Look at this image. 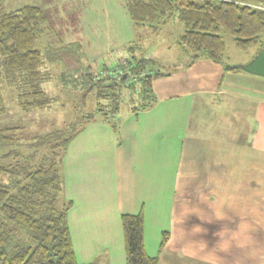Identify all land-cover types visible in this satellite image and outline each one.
I'll return each instance as SVG.
<instances>
[{
    "label": "crops",
    "instance_id": "0c3cea01",
    "mask_svg": "<svg viewBox=\"0 0 264 264\" xmlns=\"http://www.w3.org/2000/svg\"><path fill=\"white\" fill-rule=\"evenodd\" d=\"M159 54L157 50L150 58L154 61ZM179 57L172 72L154 67L162 73L153 80L157 102L145 111L132 110L133 117L122 124L120 143L115 134L102 135L104 129L96 127L95 133L84 131L72 143L78 161L92 155L99 161L97 169L113 187L116 210L113 218L95 220L99 235L92 240L99 249L82 241L77 247L72 236L81 264L92 263L97 251L110 252L108 259L125 251L120 217L141 211L145 250L158 264L171 248L168 254L178 264L188 259L196 264H254L264 257V245H255L264 237V192L256 187L264 181V77L225 71L222 64L202 58L185 67ZM235 162L238 169L230 165ZM182 194L192 203L204 194L206 202L199 208L189 199L182 201ZM186 213L193 217L185 218ZM112 223L118 247L116 240L106 246L98 241L111 234ZM164 233L169 240L161 246ZM179 235L185 240L177 243ZM84 250L90 251L85 263L79 260Z\"/></svg>",
    "mask_w": 264,
    "mask_h": 264
},
{
    "label": "trees",
    "instance_id": "16d2710c",
    "mask_svg": "<svg viewBox=\"0 0 264 264\" xmlns=\"http://www.w3.org/2000/svg\"><path fill=\"white\" fill-rule=\"evenodd\" d=\"M124 1L135 28L156 24L158 27L151 29L157 30L177 16L184 27L177 44L187 58L185 67L202 58L222 64L225 71L241 70L223 61L222 34L233 37L241 51L255 49V55L264 46V0ZM46 20L38 6L26 5L8 12L1 11L0 6V113L4 111L2 88L14 91L23 111L48 109L55 101L43 86L51 78V71L44 68V55L37 48ZM130 50L133 52V47ZM132 59L127 65H117L116 72L102 71V77L82 66L74 71L68 68L72 76L66 82L78 83L75 89L79 103L75 107L79 121L88 122L89 114L80 112L91 98L96 102L95 113L116 116L125 87L131 90L127 93L131 99L143 101L132 107L133 112L156 104L153 80L162 73L151 68L152 59L143 55ZM108 99L113 100L112 109L102 104L101 100ZM84 127L70 133L69 138H59L61 131L36 137L30 145L34 150L31 155L19 149L20 128L0 127V264H81L69 226L73 202L59 206L63 175L56 147L63 146L66 153ZM120 220L126 264H158V258L150 257L145 250L143 212L124 214ZM168 240V233H164L161 246Z\"/></svg>",
    "mask_w": 264,
    "mask_h": 264
},
{
    "label": "rangeland",
    "instance_id": "374dc122",
    "mask_svg": "<svg viewBox=\"0 0 264 264\" xmlns=\"http://www.w3.org/2000/svg\"><path fill=\"white\" fill-rule=\"evenodd\" d=\"M26 5L41 7L47 17L44 30L37 42V48L44 55V68L51 71V78L43 86L47 92L55 97V101L48 109L23 111L18 106L14 91L11 88H2L4 111L0 113V127L20 128L19 137L22 145L19 149L25 155L34 154V150L30 145L36 137L61 131L59 138L63 136L69 138L70 133L77 132L81 126H85L83 132L92 131L89 135L95 133L94 127L104 129L101 132L102 135L103 133L105 135L115 134L120 143L124 120L130 119L129 116L133 117L131 115L132 107L143 102L142 100L131 99L127 93L132 92L125 87L123 98L119 100V112L116 116L111 117L109 112L107 116H104L103 112L95 113L96 102L91 98L88 106L85 109L82 108L80 112L82 115L89 114L88 122L79 121L78 108L75 107L76 103H79V95L77 89H75L78 83L66 82L72 76V74L67 73L68 68L74 71L78 69V66H82L85 71L88 70L93 75L102 77V71L116 72L119 70L117 65L121 63L127 65L128 61H133L132 56L140 57L143 55L146 58L153 59L150 57L157 50L160 54L151 63V68L158 67L159 64L161 66L160 71L172 72L181 62L179 54L184 60L183 65L187 61L183 51L177 44L184 27L176 15L167 22L166 26L152 30L151 28L158 27V25L154 24L151 27L142 26L140 28L133 26L124 0H0L1 11L4 12L17 10ZM222 38L225 44L223 61L228 65L242 66L255 53V49L249 51L239 50L233 37L227 34H222ZM131 47L134 49L133 52L130 50ZM64 54L68 55L70 60ZM0 58H2L1 55ZM164 60L170 62L171 65L165 64ZM125 82L127 81L122 83ZM101 101H103L104 107L112 109L113 100ZM106 121L109 124L105 123ZM131 123L134 124V122ZM251 130V128L247 130V135L244 136L245 140L248 139L247 136ZM230 132L233 133L232 130ZM241 138L237 137L235 140ZM72 143H74V140L68 146L66 153L63 146L56 147L58 157L60 161L62 160L63 175V188H61L59 206L63 207V202H73L69 210V219L74 242L77 247L81 241L85 244L88 243L90 246L91 243L94 244L92 240L94 235H99L95 233L100 227L95 220L115 217L113 216L116 212L113 209V187L111 188L105 183L107 180L103 178V174L97 169L99 161L95 160L93 155L87 159L77 160L75 154L77 146ZM97 157L102 156L98 155ZM230 165L232 168L238 169L236 162ZM99 181L102 184L98 183ZM261 183L259 182L256 187L264 192V181ZM70 184L72 187L69 186ZM78 184L79 186H77ZM188 196L182 194V201H187ZM198 196V202L192 203L189 199L187 203L198 205L201 208L200 204L206 202V200L204 194ZM191 212L189 213L191 214ZM187 215L188 213L185 216L187 219L193 217ZM109 228L111 234L106 235L105 238L102 235L103 237L98 240L100 244L104 243L102 244L104 246L117 239L118 234L115 224L112 223ZM184 228L190 229V227ZM176 240L179 243L185 239L182 235H179ZM115 244L118 247L117 240ZM262 244L264 245V237L263 239L260 237L255 242L258 248ZM227 246H225V249H227ZM96 248L99 249L97 246L94 247V249ZM171 250H165L167 255L163 257L162 264H178L176 263L177 258L173 254H168ZM89 252L87 250L81 252L84 257L79 260L83 263L86 262V259L90 260L87 257ZM108 253L110 252H95V256H97L91 262L94 264H126L124 250L122 252L117 250L112 259L106 258L109 257ZM253 262L254 264L264 262V257L254 259ZM186 264H196L195 259H188Z\"/></svg>",
    "mask_w": 264,
    "mask_h": 264
},
{
    "label": "water",
    "instance_id": "95a60500",
    "mask_svg": "<svg viewBox=\"0 0 264 264\" xmlns=\"http://www.w3.org/2000/svg\"><path fill=\"white\" fill-rule=\"evenodd\" d=\"M241 70L256 76L264 77V46L257 52V54L246 64L242 66H235ZM126 75L123 77L125 78Z\"/></svg>",
    "mask_w": 264,
    "mask_h": 264
}]
</instances>
